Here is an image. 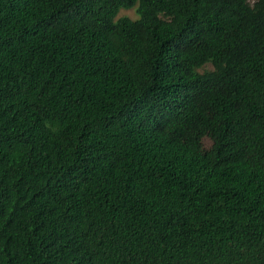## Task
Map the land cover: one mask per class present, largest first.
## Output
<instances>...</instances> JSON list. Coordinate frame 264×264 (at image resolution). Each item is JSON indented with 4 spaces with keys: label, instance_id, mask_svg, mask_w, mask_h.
<instances>
[{
    "label": "trees",
    "instance_id": "1",
    "mask_svg": "<svg viewBox=\"0 0 264 264\" xmlns=\"http://www.w3.org/2000/svg\"><path fill=\"white\" fill-rule=\"evenodd\" d=\"M0 264H264V0H0Z\"/></svg>",
    "mask_w": 264,
    "mask_h": 264
},
{
    "label": "rangeland",
    "instance_id": "2",
    "mask_svg": "<svg viewBox=\"0 0 264 264\" xmlns=\"http://www.w3.org/2000/svg\"><path fill=\"white\" fill-rule=\"evenodd\" d=\"M255 0H246V2L249 4V5H252V3L254 2ZM135 8H131V9H128V10H120L118 11V13L116 14V17L115 18H119V17H127L128 19L130 20H134L136 19V15H135ZM210 66L209 65H205L203 66L201 69L198 70V72H202L204 70H210ZM203 146L204 147H207L208 146V141L206 139L203 140L202 142Z\"/></svg>",
    "mask_w": 264,
    "mask_h": 264
}]
</instances>
